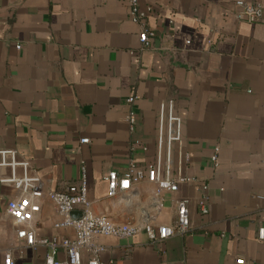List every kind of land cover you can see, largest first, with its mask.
I'll list each match as a JSON object with an SVG mask.
<instances>
[{
	"label": "crops",
	"instance_id": "crops-1",
	"mask_svg": "<svg viewBox=\"0 0 264 264\" xmlns=\"http://www.w3.org/2000/svg\"><path fill=\"white\" fill-rule=\"evenodd\" d=\"M237 1L140 0L155 31L143 50L128 0H0V150L16 149L46 191L78 184L85 165L93 211L118 222L174 226L178 199H191L184 234L159 242L144 230L100 235L104 264H236L240 256L264 264V24L238 21ZM245 1L264 9V0ZM169 99L183 119L190 158L181 170L191 180L161 195L144 180L110 196L109 171L153 163L160 104ZM179 165L175 149V174ZM10 174L0 167V178ZM204 193L205 214L197 204ZM20 194L0 182V264L8 250L16 264H46L49 248L26 246L6 216ZM41 205L38 238L73 235L56 225L48 197ZM57 258L65 259L62 249Z\"/></svg>",
	"mask_w": 264,
	"mask_h": 264
},
{
	"label": "built area",
	"instance_id": "built-area-1",
	"mask_svg": "<svg viewBox=\"0 0 264 264\" xmlns=\"http://www.w3.org/2000/svg\"><path fill=\"white\" fill-rule=\"evenodd\" d=\"M129 1V18L139 27V41L141 49L152 46L155 31L148 23V10L143 9L140 0ZM240 10L236 12L238 21L251 24H264V9L260 3L237 1ZM21 48V44L17 45ZM136 97L130 96L128 103L132 106ZM130 129L133 131L137 122V114L131 108L127 114ZM157 149L153 163L142 166L131 160L125 174H119L116 170L107 173L109 195L124 194L135 184L141 181H149L157 185V194L164 192H176L179 184L191 179L182 174L181 165L188 161L190 155L184 149L183 119L177 114L175 100L169 99L160 104V112L157 123ZM82 143H88L89 138H82ZM146 149V147H144ZM175 149L178 150L179 170L175 174L173 157ZM219 147H215L212 156L214 165H218ZM0 167H7L11 174L9 177L0 178V182L12 185L20 191V196L9 200L6 207V216L19 225L16 231L17 238L24 241L29 247L47 246L49 253L46 264H104L100 254L103 246L98 241L100 235L119 238L133 237L144 230L148 238L153 242L164 241L175 234H184L190 227V198L178 199V218L174 226L156 224L147 220L141 224L118 222L106 214H97L93 211L87 195V169L82 166V176L78 184L68 186L63 190H49L44 188L41 176L31 174V164L27 159H21L16 149L0 150ZM48 197L56 208L59 216L56 225L61 228L73 230L72 236H64L60 240L38 238L35 231V218L41 211V199ZM208 195L202 194L197 198V204L201 213L209 211ZM160 202L159 206H163ZM83 212L81 217H74L73 212ZM259 239H264V226L258 230ZM65 252V259L57 258L59 250ZM4 264H16L12 250L6 252ZM236 264H248L246 258L240 256Z\"/></svg>",
	"mask_w": 264,
	"mask_h": 264
},
{
	"label": "water",
	"instance_id": "water-1",
	"mask_svg": "<svg viewBox=\"0 0 264 264\" xmlns=\"http://www.w3.org/2000/svg\"><path fill=\"white\" fill-rule=\"evenodd\" d=\"M82 215H83V212H80V211L73 212V216L76 218L81 217Z\"/></svg>",
	"mask_w": 264,
	"mask_h": 264
}]
</instances>
